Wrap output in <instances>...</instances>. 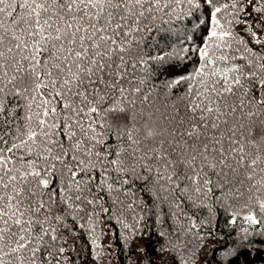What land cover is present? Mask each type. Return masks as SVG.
<instances>
[{"label": "snow or ice", "instance_id": "1", "mask_svg": "<svg viewBox=\"0 0 264 264\" xmlns=\"http://www.w3.org/2000/svg\"><path fill=\"white\" fill-rule=\"evenodd\" d=\"M262 249L264 0H0V264Z\"/></svg>", "mask_w": 264, "mask_h": 264}, {"label": "trees", "instance_id": "2", "mask_svg": "<svg viewBox=\"0 0 264 264\" xmlns=\"http://www.w3.org/2000/svg\"><path fill=\"white\" fill-rule=\"evenodd\" d=\"M147 241H139V244H144ZM257 247H260L257 245ZM120 264H123V261L120 262ZM240 264H246L244 258H241ZM248 264H264V249L261 250L259 254L256 252H253V254L248 258Z\"/></svg>", "mask_w": 264, "mask_h": 264}]
</instances>
